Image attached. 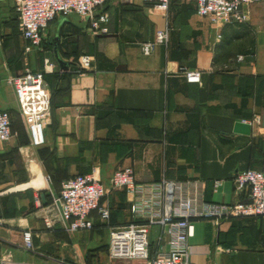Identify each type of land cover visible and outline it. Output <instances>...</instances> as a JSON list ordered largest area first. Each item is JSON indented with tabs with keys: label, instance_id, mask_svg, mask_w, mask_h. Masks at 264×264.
Here are the masks:
<instances>
[{
	"label": "crops",
	"instance_id": "0c3cea01",
	"mask_svg": "<svg viewBox=\"0 0 264 264\" xmlns=\"http://www.w3.org/2000/svg\"><path fill=\"white\" fill-rule=\"evenodd\" d=\"M101 10L110 17L107 35H91L81 17H58L43 51L27 52L14 0H0V112L10 114L14 134L0 144V264L5 255L18 264L82 262L88 231L68 233L52 203L61 183L76 175L96 169L107 187L109 223L92 215L98 237L131 222L125 191L110 189L117 170L132 168L142 184L200 181L205 202L226 205L247 200L235 173L264 171V0L249 6L247 24L222 29L191 1L172 0L167 19L140 1L108 0ZM166 24L168 45L145 55L143 46ZM84 55L93 59L87 70ZM47 60L53 68L46 69ZM181 67L201 70L202 83H188ZM26 70L44 72L51 94L39 147L9 83ZM193 227V264H264V217L195 219ZM25 232L33 251L23 248ZM149 239L152 255L169 250L160 226Z\"/></svg>",
	"mask_w": 264,
	"mask_h": 264
},
{
	"label": "built area",
	"instance_id": "2783aa9c",
	"mask_svg": "<svg viewBox=\"0 0 264 264\" xmlns=\"http://www.w3.org/2000/svg\"><path fill=\"white\" fill-rule=\"evenodd\" d=\"M108 0H14L19 29L28 42L27 52L43 51L44 38L50 24L58 17L79 16L87 22V31L94 36L109 33V14L102 9ZM150 4L167 19L172 0H132ZM196 4L197 14L208 18L215 29L227 25H244L249 21V6L254 0H183ZM170 28L158 30L154 42L143 46L149 55L154 45H168ZM220 39V37H219ZM93 59L84 55L81 67L87 70ZM53 68L47 60L46 69ZM188 83H202L199 69L180 68ZM19 104V113L35 147L46 141L45 129L51 117V94L44 72L26 70L23 75L9 79ZM10 114L0 112V144L13 138ZM50 182V178L47 179ZM236 187L247 196L246 201L226 205L203 200L204 185L200 181H171L162 178L151 184L137 182L132 168L117 170L110 179V189H121L129 198L131 222L120 228H111L108 247L112 260H126L134 264H193L190 260L189 238L194 234L195 219L211 220L219 224L225 220L264 217V171H238L233 177ZM107 187L97 170L76 175L62 182L61 189L52 197L63 228L68 233L90 231L95 227L93 213L103 223L111 218L109 206L102 204ZM50 226V224H48ZM160 226L168 237L169 250L150 251V231ZM26 251H33L31 232L23 234ZM1 264H18L11 255L2 257Z\"/></svg>",
	"mask_w": 264,
	"mask_h": 264
},
{
	"label": "rangeland",
	"instance_id": "374dc122",
	"mask_svg": "<svg viewBox=\"0 0 264 264\" xmlns=\"http://www.w3.org/2000/svg\"><path fill=\"white\" fill-rule=\"evenodd\" d=\"M72 17L76 18L77 16L72 15ZM82 235L83 259L82 262H78L77 264H132L131 261L112 260L109 258L108 241L110 235L108 231L103 232L98 237L95 236L94 230L84 232ZM68 264L75 263L69 261Z\"/></svg>",
	"mask_w": 264,
	"mask_h": 264
},
{
	"label": "water",
	"instance_id": "95a60500",
	"mask_svg": "<svg viewBox=\"0 0 264 264\" xmlns=\"http://www.w3.org/2000/svg\"><path fill=\"white\" fill-rule=\"evenodd\" d=\"M55 58L57 63L59 64V66L61 67L62 70H68V66L67 63H65L61 58L60 55L57 51V49H55Z\"/></svg>",
	"mask_w": 264,
	"mask_h": 264
},
{
	"label": "trees",
	"instance_id": "16d2710c",
	"mask_svg": "<svg viewBox=\"0 0 264 264\" xmlns=\"http://www.w3.org/2000/svg\"><path fill=\"white\" fill-rule=\"evenodd\" d=\"M62 184V183H61Z\"/></svg>",
	"mask_w": 264,
	"mask_h": 264
}]
</instances>
